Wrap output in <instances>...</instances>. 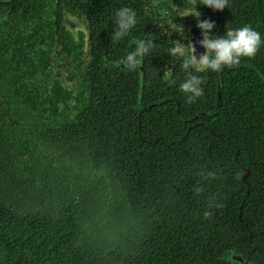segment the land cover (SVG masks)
I'll return each mask as SVG.
<instances>
[{"label":"trees","instance_id":"16d2710c","mask_svg":"<svg viewBox=\"0 0 264 264\" xmlns=\"http://www.w3.org/2000/svg\"><path fill=\"white\" fill-rule=\"evenodd\" d=\"M56 1L59 11L65 2L78 6ZM38 4L47 0H0V37ZM92 4L86 12L95 36ZM229 5L222 32L250 25L264 39V0ZM119 46L106 43L98 54L93 38L87 106L64 126L58 109L67 91L59 83L52 93L33 76L50 54L30 59L28 70L15 53H0V264H232L224 260L232 251L264 261V79L256 71L264 76V46L242 58L252 67L225 69L218 79L212 72L205 99L182 97L183 119L168 100L178 98L175 85L153 71L139 97L136 74L121 65L112 79L110 61L126 55L112 52ZM217 84L220 108L209 110L200 100L215 103ZM46 141L64 158L52 168L19 169L18 156L45 152Z\"/></svg>","mask_w":264,"mask_h":264},{"label":"flooded vegetation","instance_id":"af4514ba","mask_svg":"<svg viewBox=\"0 0 264 264\" xmlns=\"http://www.w3.org/2000/svg\"><path fill=\"white\" fill-rule=\"evenodd\" d=\"M89 1L91 0H78V6H73L71 2H69L70 6H67L68 2L62 3L60 11L56 9L58 4L56 0H47V7H42L39 4L33 5L36 6L33 15L29 13H26L28 17L21 15L20 19L23 24L14 31L9 32V35L0 37L2 41L7 42L6 48L2 46L0 53H15V57L21 60L19 68L25 69L27 67L28 70L33 60L37 62L40 56L50 54L49 65L36 71L33 76L34 80L39 83L49 84L52 93L59 83L67 91V102L59 104L58 109V111L65 110L63 119L66 120L61 123V126H64L65 123H70L74 119V115L77 112L87 106L88 83L85 82V72L87 70L86 65L88 66L89 64V44L95 38L97 53L100 54V50L102 51V47L106 43L113 42L111 33L115 27L116 10L121 7H130L136 12L137 25L128 37L114 42L116 44L119 43L120 46L112 52L114 53L115 50H118L120 54L123 52L127 54L135 47L139 39L151 34L156 39L154 41L156 43L154 51L142 60V67L139 71L129 72L130 74H136L138 97L142 95L141 91L145 85V74L148 70L149 72L153 71V76L162 79L163 82L168 81L170 84L175 85V93L178 98L174 97L168 100L176 103L177 115L180 119H183L180 103L181 98L185 96L179 90V83L187 75L196 74L202 78L203 88H208L212 77L211 71H201L198 66H193L189 70L183 69L181 67L182 57L171 52V49L176 46V41L187 44L189 41L192 43L195 38L194 30L197 25V18L193 16L186 17V15L190 9L199 4L200 0H93V10L98 14L96 26H93L98 29L95 36L92 31L89 14L86 12ZM232 7L233 5H229L223 11H214L198 5L197 10L201 13L200 20L207 19L214 22L215 28L213 31L219 36L223 34L222 28L228 23V11ZM22 14H24V11H22ZM102 27H106L109 32L102 31ZM79 43H85L87 46L84 48L78 47ZM122 43L125 44L122 45ZM17 50H21L23 55H18ZM30 59L32 61H29ZM122 59L123 57H119L117 60L110 61L109 67L113 72L112 79L114 76H118L116 71L121 66L120 61ZM147 59L150 60V68L143 66V64H146ZM98 65L101 66L100 61H98ZM20 71L21 69L16 73L12 71L9 76H16L15 74L20 73ZM221 72H214L216 79H218ZM25 76V79H27L29 75L25 74ZM219 87L220 84H217L215 103L200 100L209 110L210 105H213V107L215 105L216 110L220 108L222 93L220 91L221 87ZM206 88H204L202 98L207 96V93L205 94ZM0 89H2V86ZM209 89H213V87H209ZM158 101L163 102L164 99ZM54 104L57 103L55 102ZM156 104L148 105L144 109L152 108ZM215 112L211 111L207 112V114L211 115ZM203 113L200 112V115ZM44 146L62 151V149L50 144L49 141L44 142ZM29 167L34 168L32 165ZM92 198L95 199L94 197ZM241 254H245L251 260H254L248 253L242 252ZM259 261L264 262L263 260Z\"/></svg>","mask_w":264,"mask_h":264},{"label":"clouds","instance_id":"9594fccd","mask_svg":"<svg viewBox=\"0 0 264 264\" xmlns=\"http://www.w3.org/2000/svg\"><path fill=\"white\" fill-rule=\"evenodd\" d=\"M199 6L210 8L214 11L227 9L229 0H200ZM198 5L189 10L187 16L197 18L196 27L199 29L202 39L200 47L204 49L203 54H195V47L189 41L187 44L176 41V46L171 49L172 54L182 57L181 67L185 70L193 66H199L201 71L221 72L241 64L242 58L252 59L256 56L262 46L264 39L261 34L250 25L232 28L225 27L222 35L214 33L215 24L210 20H200L201 13L197 10ZM136 12L130 7H121L115 12L114 25L111 33L113 42L128 37L137 25ZM156 39L151 35H145L139 39L135 47L129 51L120 61L122 67L128 72H137L142 67V60L150 55L155 47ZM203 80L196 74H189L179 83L180 92L185 96L186 103H193L204 95ZM216 173L208 172L206 179L215 178ZM200 189H197L199 192ZM211 206V205H210ZM216 208L222 207L216 203ZM209 212H205L207 218Z\"/></svg>","mask_w":264,"mask_h":264},{"label":"rangeland","instance_id":"374dc122","mask_svg":"<svg viewBox=\"0 0 264 264\" xmlns=\"http://www.w3.org/2000/svg\"><path fill=\"white\" fill-rule=\"evenodd\" d=\"M47 150L45 152L34 151L28 152L24 154H20L18 156L19 160H21L18 164L19 169L26 168L32 165L35 169H47L55 167L54 163L57 161L59 157L64 158V153L60 150H56L46 147ZM22 157V158H21ZM95 195H99L98 191H95Z\"/></svg>","mask_w":264,"mask_h":264},{"label":"water","instance_id":"95a60500","mask_svg":"<svg viewBox=\"0 0 264 264\" xmlns=\"http://www.w3.org/2000/svg\"><path fill=\"white\" fill-rule=\"evenodd\" d=\"M194 34H195L194 35L195 38L193 39L192 44L195 47V54L197 55V57H199V55L203 54L204 49L200 47V44H199V41L202 39V37L197 27H195ZM242 66L252 67L250 65H239L238 67H242ZM256 71L260 75V77L264 79V76L261 74V72H259L258 70ZM141 94H142V91H141ZM245 171L246 172H245L244 179L249 174V171L247 169H245ZM224 260L229 261L232 264H264V262L251 260L245 254H239L235 251H232L230 254L226 255L224 257Z\"/></svg>","mask_w":264,"mask_h":264}]
</instances>
